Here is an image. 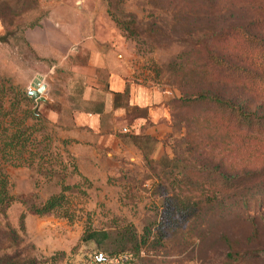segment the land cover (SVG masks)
Masks as SVG:
<instances>
[{"label":"rangeland","instance_id":"rangeland-1","mask_svg":"<svg viewBox=\"0 0 264 264\" xmlns=\"http://www.w3.org/2000/svg\"><path fill=\"white\" fill-rule=\"evenodd\" d=\"M52 11L60 12L58 18L51 17ZM67 17L91 26L100 47L128 57L141 79L171 90V101L184 95L183 90L206 88L264 115V98L242 83L223 79L202 83L191 75L199 57L195 42L210 43L209 37L221 28L245 27L264 19V0H0V77L10 79L20 93H28L41 76L50 100L37 110L33 99L35 106L30 105L40 118L29 120L37 129L38 149H48L37 155L36 163L42 155L45 163L15 166L0 160V174L8 178L9 194L15 199L0 214V255L17 252L45 259L64 251L65 257L56 264H264V178L220 195L179 228L167 229L164 235L153 232L138 256L106 255L105 260L95 256L94 244L81 242L89 228L115 230L132 223L141 235L145 227L160 221L172 171L167 161L173 159L177 172L178 165L195 163L203 150L199 146L189 151L188 112L169 103L160 138L153 136L157 144L142 142L143 152L152 159L149 164L127 136L122 137L123 144L132 151L105 150L100 156L68 138L79 90L69 94L63 81L53 80V60L37 52L45 35L59 37L53 29ZM58 76L66 80V74ZM233 145H239L238 138H233ZM228 155L223 168L227 164L233 169L232 162L243 166L239 151ZM74 165L83 176L74 172ZM62 183L75 186L67 193L72 220L40 217L28 210L60 192ZM12 231L16 241L11 240Z\"/></svg>","mask_w":264,"mask_h":264},{"label":"trees","instance_id":"trees-1","mask_svg":"<svg viewBox=\"0 0 264 264\" xmlns=\"http://www.w3.org/2000/svg\"><path fill=\"white\" fill-rule=\"evenodd\" d=\"M257 32H264V19L245 27L221 28L209 37L210 43L196 41L194 45L198 48L199 57L197 63L194 61L196 67L191 75L202 83L207 82L206 79L211 82L221 79L238 81L264 98V36ZM179 70L184 71V65H180ZM183 94L169 105L177 104L188 112L185 117L188 149L195 152L201 146L202 153L195 163L178 165L177 172H174L178 168L173 159L167 161L166 167L171 166L172 171L167 186L170 188H165L163 192L161 220L145 227L141 235L132 223L115 230L89 228L81 242L94 244L98 249L96 257L106 260V255L117 258L127 253L138 256L148 246L153 232L164 235L167 229L179 228L198 217L220 195L264 178V115L206 88L191 92L183 90ZM31 104L35 106L28 93H20L10 79L0 77V160L6 163L15 166L45 163L43 155L36 163L37 155L48 149H38L41 143L36 138L37 129L29 120L40 118ZM127 137L143 153L146 163H151V157L143 152L142 142L145 140L156 145L157 139L151 135ZM233 138L239 140L237 147L233 145ZM220 142L223 148L218 147ZM226 151L228 154L239 151L242 157L241 168L232 162L238 169L236 173H233L235 168L232 165L233 169L227 164L223 168L224 160L230 157ZM73 170L83 176L77 165L73 166ZM8 186V178L0 174V214L15 201L9 194ZM74 187L62 183L60 192L50 195L40 204L30 205L28 210L40 217L57 215L72 220L67 193ZM25 218L26 213L23 212L20 216L22 229ZM11 234V240L16 241L15 232ZM65 255L61 251L49 258L39 259L21 256L17 252L4 253L0 255V264H56Z\"/></svg>","mask_w":264,"mask_h":264},{"label":"crops","instance_id":"crops-1","mask_svg":"<svg viewBox=\"0 0 264 264\" xmlns=\"http://www.w3.org/2000/svg\"><path fill=\"white\" fill-rule=\"evenodd\" d=\"M59 14L52 11L51 17L58 18ZM58 25L53 31L59 37L45 35L44 46L37 52L54 61L50 67L53 80L63 81L61 85L69 94L79 90L68 138L82 148L94 149L98 156L105 150L132 151L133 147L123 144L125 136L151 135L159 139L172 91L141 79L128 57L117 50H103L91 26H82L69 17L58 21ZM59 74H66V80H61Z\"/></svg>","mask_w":264,"mask_h":264},{"label":"water","instance_id":"water-1","mask_svg":"<svg viewBox=\"0 0 264 264\" xmlns=\"http://www.w3.org/2000/svg\"><path fill=\"white\" fill-rule=\"evenodd\" d=\"M41 82V77H38L34 84V89L28 91V95L36 102L35 110H37L42 104L49 102V99L44 95L46 84ZM40 83L41 86H38Z\"/></svg>","mask_w":264,"mask_h":264}]
</instances>
